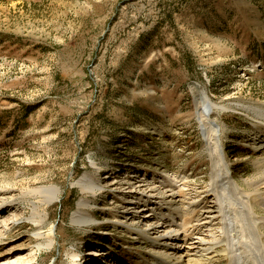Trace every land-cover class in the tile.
Returning <instances> with one entry per match:
<instances>
[{
	"label": "rangeland",
	"instance_id": "rangeland-1",
	"mask_svg": "<svg viewBox=\"0 0 264 264\" xmlns=\"http://www.w3.org/2000/svg\"><path fill=\"white\" fill-rule=\"evenodd\" d=\"M206 98L228 170L245 188L264 156L254 146L264 140V0H0V197L16 199L7 214L21 213L0 235V264H72L71 251L94 248L96 256H77L81 264H156L149 240L114 220L135 206L116 183L151 190L168 175L187 176V189L205 197L212 161L198 113ZM87 175L108 188L89 196L98 222L79 226L72 218ZM50 185L59 200L40 224L32 215L43 194L34 190ZM175 185L165 184L167 195L180 193ZM199 214L184 220L197 226ZM52 226L46 247L36 234ZM230 261L222 253L204 264Z\"/></svg>",
	"mask_w": 264,
	"mask_h": 264
},
{
	"label": "bare ground",
	"instance_id": "bare-ground-1",
	"mask_svg": "<svg viewBox=\"0 0 264 264\" xmlns=\"http://www.w3.org/2000/svg\"><path fill=\"white\" fill-rule=\"evenodd\" d=\"M199 104L201 106L199 109L202 111L198 113V116L212 161V181L205 191L207 195L201 197L200 194L191 193V190L187 189L190 186L187 176L168 175L160 182V189L155 187L151 190H148L151 186H146L147 184L130 187L128 190L129 187H126L128 183L118 182L117 188L128 190L123 196L129 198V204L135 206L127 209H133L129 216L114 220L128 233L149 240L151 259L156 264H204L220 257L222 253L230 254L229 264H264V215L256 211L252 202V195H254L258 205L264 208V156L257 160L258 171L248 180L247 187L240 186L229 172L225 154L221 148V126L212 118L215 106L207 98ZM254 146L255 149L263 148L264 140L254 142ZM108 180L113 183V179ZM78 184L83 197L73 213L72 222L79 226L92 225L98 222V219L89 209L93 208L90 205L92 202L89 196H96L103 185L96 177L90 175L83 177ZM165 184L179 186V194L180 196H182L181 193L184 194V202H181V199L178 200L177 192L167 195ZM34 191L42 193L43 198L40 200L41 203H35L37 211L35 210L32 217L35 218V222L43 224L48 217L44 209L59 200L60 190L57 186L50 185L42 186ZM208 197H212L215 205L210 206V210H202L201 206ZM9 203L12 207H16V199L0 197V206L8 207ZM41 206L43 211L39 210ZM7 207L0 215V235L10 229L21 215L17 212L7 214L12 211V209L7 211ZM198 212L200 214L197 226L190 224L191 219L184 220L185 216L192 218ZM198 227H200L199 231L201 228L203 230L199 232L200 236L191 237L190 232L196 231ZM56 230V227L52 226L44 232H38L36 236L47 237L48 242L45 245L52 247ZM80 253L77 251L69 253L72 264H81L82 257H77ZM95 254L96 251L87 249L83 256L89 257ZM26 262L27 260L20 258L18 263L15 260L5 264Z\"/></svg>",
	"mask_w": 264,
	"mask_h": 264
},
{
	"label": "built area",
	"instance_id": "built-area-1",
	"mask_svg": "<svg viewBox=\"0 0 264 264\" xmlns=\"http://www.w3.org/2000/svg\"><path fill=\"white\" fill-rule=\"evenodd\" d=\"M118 191H119L120 193L123 192V191H121V190H118ZM126 192H127V191H126ZM124 193H125V191H124Z\"/></svg>",
	"mask_w": 264,
	"mask_h": 264
}]
</instances>
